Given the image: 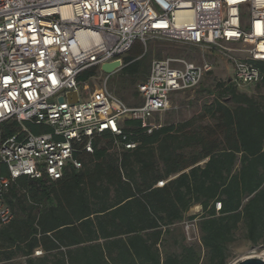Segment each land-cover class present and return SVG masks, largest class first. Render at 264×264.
Here are the masks:
<instances>
[{
	"label": "trees",
	"instance_id": "16d2710c",
	"mask_svg": "<svg viewBox=\"0 0 264 264\" xmlns=\"http://www.w3.org/2000/svg\"><path fill=\"white\" fill-rule=\"evenodd\" d=\"M154 57L161 51L137 41L111 76L115 94L140 96ZM256 66L262 80L255 94L219 83L193 119L154 129L127 119L122 136L101 134L92 154H75L82 168L68 166L62 179L10 180L2 198L13 219L0 226V264H229L240 236L264 248V62ZM23 126L50 132L8 121L0 125V147ZM0 177H10L1 162ZM196 207L200 213L188 216ZM186 220L199 233L191 242Z\"/></svg>",
	"mask_w": 264,
	"mask_h": 264
},
{
	"label": "built area",
	"instance_id": "2783aa9c",
	"mask_svg": "<svg viewBox=\"0 0 264 264\" xmlns=\"http://www.w3.org/2000/svg\"><path fill=\"white\" fill-rule=\"evenodd\" d=\"M151 36L226 57L229 82L239 89L262 80L256 63L264 62V0H0V125L15 120L50 129L36 135L23 126L1 145L0 162L10 177H0V226L13 219L2 198L10 180H60L68 166L81 169L75 154H92L95 137L122 136L127 119L154 129L153 115L211 74L208 62L155 59L138 85V107H128L106 86L83 94L81 73L123 61L137 41L146 44ZM71 92L78 93L77 103H69Z\"/></svg>",
	"mask_w": 264,
	"mask_h": 264
},
{
	"label": "rangeland",
	"instance_id": "374dc122",
	"mask_svg": "<svg viewBox=\"0 0 264 264\" xmlns=\"http://www.w3.org/2000/svg\"><path fill=\"white\" fill-rule=\"evenodd\" d=\"M151 45L156 47V52L161 51V57L155 59H184L185 61L193 64H200L208 62L212 64L213 70L211 74L205 78L201 83L200 87L194 91L184 92L182 94L174 95L171 98V104L167 111L157 113L153 115L150 120V124L154 127H160L168 125V123H181L185 120H190L197 117V114L201 111L203 105L210 102L214 96L209 92L214 91L219 83H225L232 78V64L230 61L216 52H206L199 47H194L185 43H178L162 37L151 36L146 41L145 46L150 47ZM97 76L88 82L82 83L81 91L83 94L93 93L96 89H101L104 86L107 87L114 95L119 98L128 107H134L142 104V99L138 95L133 96L131 93L126 94V99L122 100L115 92L111 89V76L108 77L103 74L99 69L97 70ZM114 76V75H113ZM241 91L247 92L248 94H255L257 91V85L240 88ZM200 208H193L188 216L195 215L199 212ZM200 213V212H199ZM184 232L187 235V241L191 242L198 238L199 233L195 226L190 224L189 220H186L182 224ZM189 227V228H188ZM264 254V248L254 247L248 241L243 240L240 236L239 240L231 245L230 247V259L229 264H238L245 260L246 257L259 258ZM256 256V257H255ZM36 257V256H35ZM38 257H41L38 255ZM25 264L24 259H17L14 264Z\"/></svg>",
	"mask_w": 264,
	"mask_h": 264
},
{
	"label": "water",
	"instance_id": "95a60500",
	"mask_svg": "<svg viewBox=\"0 0 264 264\" xmlns=\"http://www.w3.org/2000/svg\"><path fill=\"white\" fill-rule=\"evenodd\" d=\"M123 61L117 60L114 62H108L100 67V70L106 76H113L117 72L123 69ZM67 99L69 103H77L79 101V95L77 92H71L67 94ZM60 103L64 102V98H59ZM238 264H264V260L261 258H247Z\"/></svg>",
	"mask_w": 264,
	"mask_h": 264
},
{
	"label": "bare ground",
	"instance_id": "6f19581e",
	"mask_svg": "<svg viewBox=\"0 0 264 264\" xmlns=\"http://www.w3.org/2000/svg\"><path fill=\"white\" fill-rule=\"evenodd\" d=\"M256 257V256H255ZM247 258H254V257H246L245 259ZM259 258L263 259L264 260V254H262Z\"/></svg>",
	"mask_w": 264,
	"mask_h": 264
},
{
	"label": "crops",
	"instance_id": "0c3cea01",
	"mask_svg": "<svg viewBox=\"0 0 264 264\" xmlns=\"http://www.w3.org/2000/svg\"><path fill=\"white\" fill-rule=\"evenodd\" d=\"M232 76H233V75H232ZM196 208H200V209H201V207H196ZM200 211H201V210H200ZM200 211H199V212H200ZM199 212H197V213H195V214H198Z\"/></svg>",
	"mask_w": 264,
	"mask_h": 264
}]
</instances>
